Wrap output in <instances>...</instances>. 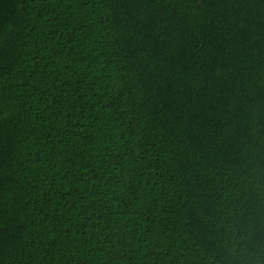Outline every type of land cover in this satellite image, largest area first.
<instances>
[{
  "label": "trees",
  "instance_id": "16d2710c",
  "mask_svg": "<svg viewBox=\"0 0 264 264\" xmlns=\"http://www.w3.org/2000/svg\"><path fill=\"white\" fill-rule=\"evenodd\" d=\"M0 264H264V0H0Z\"/></svg>",
  "mask_w": 264,
  "mask_h": 264
}]
</instances>
